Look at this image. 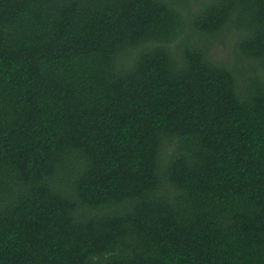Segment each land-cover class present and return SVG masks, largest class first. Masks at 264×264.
Returning a JSON list of instances; mask_svg holds the SVG:
<instances>
[{
  "label": "trees",
  "instance_id": "trees-1",
  "mask_svg": "<svg viewBox=\"0 0 264 264\" xmlns=\"http://www.w3.org/2000/svg\"><path fill=\"white\" fill-rule=\"evenodd\" d=\"M0 264H264V0H0Z\"/></svg>",
  "mask_w": 264,
  "mask_h": 264
},
{
  "label": "rangeland",
  "instance_id": "rangeland-1",
  "mask_svg": "<svg viewBox=\"0 0 264 264\" xmlns=\"http://www.w3.org/2000/svg\"><path fill=\"white\" fill-rule=\"evenodd\" d=\"M218 54V53H217ZM220 56L218 57V59H220V58H225L227 55L226 54H224V53H221V54H219ZM222 60V59H221Z\"/></svg>",
  "mask_w": 264,
  "mask_h": 264
}]
</instances>
